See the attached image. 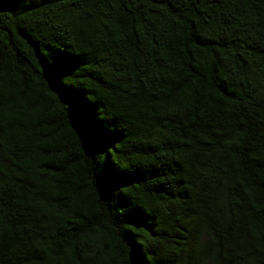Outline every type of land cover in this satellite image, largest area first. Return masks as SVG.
<instances>
[{
	"label": "trees",
	"instance_id": "1",
	"mask_svg": "<svg viewBox=\"0 0 264 264\" xmlns=\"http://www.w3.org/2000/svg\"><path fill=\"white\" fill-rule=\"evenodd\" d=\"M0 264H264V0H0Z\"/></svg>",
	"mask_w": 264,
	"mask_h": 264
}]
</instances>
